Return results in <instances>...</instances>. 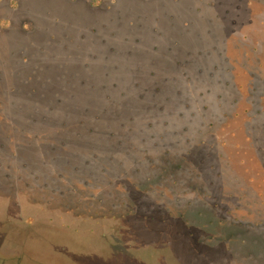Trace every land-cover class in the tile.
I'll return each mask as SVG.
<instances>
[{
    "label": "rangeland",
    "instance_id": "rangeland-1",
    "mask_svg": "<svg viewBox=\"0 0 264 264\" xmlns=\"http://www.w3.org/2000/svg\"><path fill=\"white\" fill-rule=\"evenodd\" d=\"M200 49L209 63L221 55L224 77L242 93L253 86L262 92L264 0H0V88H20L14 100L0 97V264H209L212 257L259 264L264 234L249 224L264 220V116L256 114L260 124L252 126L248 92L239 104L227 96L224 106L212 101L210 110H198L202 115L189 113L191 152L188 134H172L171 153L163 143L150 148L159 166L145 163L140 171L131 162L114 172L86 165L81 148L61 147L67 137L43 132L60 115L33 119L48 113L55 102L48 91L68 84V75L90 71L130 81L138 72L177 71L174 56ZM36 87L41 94L28 93ZM158 111L147 118L161 119ZM180 113L173 117L182 120ZM238 173L242 180L230 178ZM169 178L191 194L209 188L216 197L208 200L218 206H203L204 194L194 198V209L187 206L191 194L173 205L145 192L160 191Z\"/></svg>",
    "mask_w": 264,
    "mask_h": 264
},
{
    "label": "trees",
    "instance_id": "trees-1",
    "mask_svg": "<svg viewBox=\"0 0 264 264\" xmlns=\"http://www.w3.org/2000/svg\"><path fill=\"white\" fill-rule=\"evenodd\" d=\"M217 49L218 45H215L211 51L216 53L215 51ZM203 52L204 49H200L195 56H183V54L174 56L172 59L178 66L177 71L166 70L165 74L138 72L135 73L136 77H131L132 80L130 81H126L124 78L112 79L110 77L109 79H104L102 75H96L90 71L83 74L68 75L65 77L68 84L59 88L53 86L48 91L49 99L55 101L48 106V113H43L44 116H33V119L34 121H48L51 115L53 117L60 115L63 119H55L52 122L48 121L47 124L49 126L46 125L47 128L45 127L46 129L43 132L47 131L54 136L60 135L67 137L68 140L60 142L61 147L74 149L78 146V148H81V156L85 158L83 160L84 163L89 166L95 165V163L97 165L100 164L102 166L100 168L101 172H107V170H112L113 172L121 171V168L128 169V165H131V163L136 164V170L139 171L145 163L159 166L157 164L158 156L156 154L153 155L149 149L158 147L163 143L162 146L166 148L165 153L170 154L171 141L174 138L172 134L186 133L188 134L185 137L186 142L190 144L189 150L191 152L194 141L191 139L192 136L189 133H191L190 130L193 128V122L191 119L187 120L186 117L189 113L191 116L195 114L202 115L198 110H203L202 113L204 110H210V103L212 104V101H219V106H224L222 102L229 96L233 98L232 103L239 104L241 96L243 97L248 92L249 95L253 96V99H251L252 109L250 108L249 110V118L256 117L258 113H263L264 116V89L261 92L258 87L250 85L253 86V90L251 92L246 90L247 92L242 93V87L240 85L233 82L231 78L224 77L228 67L223 69L224 65L221 55L212 58L209 63V61L207 62V58H202ZM215 58L218 59H216L213 65L208 67ZM226 61L230 62L228 58H226ZM231 68L233 71V64ZM18 74L16 73V75ZM28 78L31 79V75H28ZM73 81L80 83H77L78 86H75ZM193 89H196V95ZM235 89L237 90L235 91ZM19 92V86L3 87V89L0 88V97L4 94L3 97L7 98L6 100H14L13 97L15 94L18 96ZM41 92L37 87L28 90L30 94H41ZM162 97H165L167 102H162ZM197 97L205 99L204 104L201 108L198 107V109L196 106L192 107L191 105L192 101L196 100ZM3 100L0 101V104ZM178 100L181 101L176 104L175 102ZM23 106L21 103L15 105V108L22 115L25 113ZM28 108L29 106L25 109ZM237 108L238 105L234 109L238 111ZM151 110H160L158 112L163 116L161 119L165 118L164 121L151 115H149L151 116L150 118H147L146 113L148 111L151 112ZM177 112H181L182 120L173 117ZM154 115L157 116L156 113ZM2 116L15 122L13 116L8 113ZM257 121V117L254 118L252 126H255ZM258 124H260L259 121ZM262 124L264 125V122ZM75 137L81 138L82 141L79 142L71 139ZM247 138L251 139L248 136ZM204 141L205 139L203 138L198 144L203 145ZM224 143L221 141L220 144L223 145ZM56 147L57 145L54 148ZM263 148L264 145L262 146ZM190 152L187 150L188 154ZM188 154L186 159L187 162H190ZM221 154L219 155L220 157ZM261 163L264 166V161ZM118 165H122L123 167H118ZM184 165L186 163H181L178 166L181 167ZM226 165L231 166L232 163H229L227 159ZM207 166L215 167L211 162ZM9 167L11 168L12 166ZM202 173L201 170H198V178H200V181L201 179L204 180L203 175H201ZM218 174L223 176V170L221 168ZM241 177L239 173L230 176L235 181H240ZM252 178L254 177L252 176ZM172 180L169 178L170 183H164L160 191L151 189L148 191L145 190V192H152L154 196H157V192H159L161 197L157 196L158 198L162 199V197H166L168 199L164 200L162 204L167 202V204L174 205V201H178L180 196L186 197L191 192L180 189L176 178ZM262 180H264V176ZM170 184H173V186ZM225 184L223 182L220 188H225ZM196 192V189L192 191L193 195H190L191 197L188 200L187 206L191 205L190 207L195 209L198 205L194 202V198L203 194L207 199L203 206L209 208V210L218 206V202L216 201L209 202L210 199L216 197V193L214 194L209 188L202 189V193L199 194ZM261 192H259V195H262ZM262 203L264 204V201ZM137 206V209H139L143 205ZM171 206L168 205L169 211H172L170 209ZM234 219L237 220L238 217ZM239 223L243 222H238L237 224ZM250 223L249 225L252 228L257 229L260 234H264V220ZM252 230L250 232L253 234L254 231L252 232ZM244 249L247 250V248ZM261 251L263 252H259V256L261 259L263 257L262 260H264V250ZM213 252L218 258L219 251L214 250ZM256 252L258 253V249ZM262 260H260L259 264H264ZM209 264L222 263L219 258L218 260H214V257H212L209 260Z\"/></svg>",
    "mask_w": 264,
    "mask_h": 264
}]
</instances>
